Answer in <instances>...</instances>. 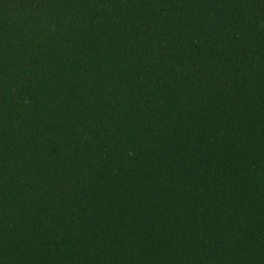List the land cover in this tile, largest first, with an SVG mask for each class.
<instances>
[{
    "label": "trees",
    "instance_id": "trees-1",
    "mask_svg": "<svg viewBox=\"0 0 264 264\" xmlns=\"http://www.w3.org/2000/svg\"><path fill=\"white\" fill-rule=\"evenodd\" d=\"M0 264H264V0H0Z\"/></svg>",
    "mask_w": 264,
    "mask_h": 264
}]
</instances>
